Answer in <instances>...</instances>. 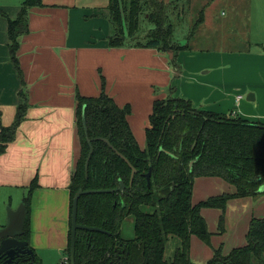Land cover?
Segmentation results:
<instances>
[{"label": "crops", "instance_id": "1", "mask_svg": "<svg viewBox=\"0 0 264 264\" xmlns=\"http://www.w3.org/2000/svg\"><path fill=\"white\" fill-rule=\"evenodd\" d=\"M160 1L174 10L180 0ZM23 2L0 0V12L4 14L0 15L1 126L12 124L22 102L20 93L27 104L14 141L0 154V227L6 224L4 208L11 207L14 195L22 205L27 188L36 179L28 214L27 243L39 264H59L67 258L69 184L80 154L75 118L77 95L96 97L103 90L118 107L128 106L127 123L140 149L145 146V129L156 99L183 98L199 110L240 117L238 107L253 118L248 121L264 123L257 120L259 115L250 114L246 105L240 104L241 100L235 101L241 95L234 96L237 89L233 86L238 83L233 78L235 73L239 74L236 65L242 56L224 53L210 56L206 49L194 45L198 25L194 24L192 33L186 36L192 24L179 27L170 21L173 35L176 30L186 37L183 44L186 50L178 52L174 64L169 53L156 48L127 45L112 48L108 44L112 32L108 0L81 7L67 5L64 0L56 3L40 0V6L30 8L27 32L17 39L16 55L24 83L21 85L9 57L7 25L17 18ZM180 18L175 17L179 22ZM211 21V17H203L199 23ZM258 56L259 75L264 77V56ZM260 84L264 85V81ZM261 89L264 94V86ZM256 96L253 101L258 105ZM261 116L264 120V115ZM225 184L220 178H196L192 203L220 195V192L209 194L217 185L226 193ZM259 200L260 196L228 201L222 234H217L219 210L202 209L201 216L211 233L210 243L191 237L190 260L204 264L218 247L228 254L244 246L253 213L259 211L258 217L264 218V206H260ZM229 208L231 212L236 210L237 217L229 215Z\"/></svg>", "mask_w": 264, "mask_h": 264}, {"label": "trees", "instance_id": "2", "mask_svg": "<svg viewBox=\"0 0 264 264\" xmlns=\"http://www.w3.org/2000/svg\"><path fill=\"white\" fill-rule=\"evenodd\" d=\"M108 1L110 47L156 48L171 53L172 64L178 52L186 50L184 45L169 47L173 42L169 7L162 1ZM36 6H40V0H24L17 18L7 25L9 57L21 85L24 83L16 55L17 39L27 32L28 10ZM0 15L4 16L2 12ZM142 20L150 27L140 39ZM19 96L22 102L12 124H0V154L14 141L25 117L26 98L22 93ZM76 102L80 154L69 184L70 212L78 190L118 189L120 184L123 189L79 197L77 224L104 233L76 231L74 264H195L189 256L191 237L206 244L211 238L201 210L218 209L223 214L231 199L264 194L259 192L264 185V123L199 110L183 98L156 99L145 129V146L140 149L127 123L128 106L118 107L103 90L96 97L77 95ZM90 148L92 154L85 170ZM128 164L135 170L131 184ZM201 177L220 178L233 185L235 191L193 204V183ZM36 186L34 179L22 200L26 212L22 240L26 242L31 194ZM128 217L133 218V237L123 239L121 225ZM223 224L220 215L217 234H222ZM170 238L177 239L178 245L166 258ZM28 248L31 249L29 245ZM66 253L70 264V220ZM5 261L0 257V264ZM11 264H39V260L33 252L32 257L23 255ZM204 264H264V218L250 220L244 246L228 254L218 247Z\"/></svg>", "mask_w": 264, "mask_h": 264}, {"label": "rangeland", "instance_id": "3", "mask_svg": "<svg viewBox=\"0 0 264 264\" xmlns=\"http://www.w3.org/2000/svg\"><path fill=\"white\" fill-rule=\"evenodd\" d=\"M45 1L56 3L60 0ZM102 1L103 0H64L67 5L75 4V6L80 7L90 5L92 3H101ZM175 5L174 10L169 7V21L173 26L177 24L179 27H185L188 26V24H192L188 33L186 31L184 34L186 36H188L189 33H192V27L194 24L195 26L198 25L199 28L196 32L194 43L197 48L206 49L208 52L207 54L210 56L224 53L228 56L240 55L243 57L242 60H237L240 61V63L236 65V67H238L239 74L235 73L233 81H236L238 84L233 86V88L237 89L235 95H233H241V99L239 97H235V101H242L240 104H242V106L246 105V109H249L251 112L250 114H257L259 115L257 120L264 121L261 116L264 115V94H261V87L264 85L260 84V82L264 81V77L259 75L261 71L258 69H260L261 66L257 62L259 61L258 55L264 56V0H180ZM176 16L182 17L180 18V22L175 19ZM203 17H205V19L211 17L212 21L205 22L204 24L199 23ZM142 21L144 22V20ZM149 27L150 26L146 22L143 23V26L140 28V39L148 33ZM170 30L173 42L172 44H169V47H182L186 37L176 33V30L173 35L172 26ZM166 44L168 45V43ZM169 54L172 55L171 53ZM246 57L248 60H246ZM224 73L229 72L224 71ZM250 93L254 94L255 98L257 97L256 95H258V105H256L257 102L255 101L250 102L246 100V96ZM232 103L235 102L232 101ZM255 105L256 108L253 111V107ZM236 109L237 113L242 117L247 120H253L252 117H250L252 118L250 119L248 116L244 115L241 108L239 109L237 107ZM225 185V190H228L225 191L226 193H234L233 190L235 191V188L233 185L227 182ZM209 192V194H215L213 192H220L218 194L221 195L224 191L217 185L215 187V191ZM15 197L16 196L14 195V201L12 202L11 207L7 205L4 208L5 217H7L8 210H17L20 207L21 203H17V198L15 199ZM258 203H262L260 206H264V194L260 196ZM226 208L223 214L222 211L219 210L220 215H223V219H225L224 215L226 214ZM236 213V210L231 212V209L229 208V215L237 217ZM250 213L251 211H249V214ZM258 214L259 211H255L252 218L259 219ZM121 237L123 239H130L133 237L132 217L126 218L123 222L121 226ZM177 245V239L170 238L168 240L165 250L166 258H170L172 256Z\"/></svg>", "mask_w": 264, "mask_h": 264}, {"label": "water", "instance_id": "4", "mask_svg": "<svg viewBox=\"0 0 264 264\" xmlns=\"http://www.w3.org/2000/svg\"><path fill=\"white\" fill-rule=\"evenodd\" d=\"M247 101H253L254 95L248 94L246 97ZM92 154V148H90L89 153L85 162V170L87 169V165ZM120 158L124 159L121 155ZM125 160V159H124ZM126 163L127 160H125ZM129 165V164H128ZM130 166V165H129ZM131 175H130V184L133 180V176L135 174V170L130 166ZM150 180V171L146 174L147 186L149 187ZM123 189V185L120 184V188L118 189H108V190H99V191H89L85 192L82 190H78L72 200L71 207V215H70V264H74V250L76 244V231L83 230L88 232H99L104 233L103 230L93 227H87L83 225L77 224V203L78 199L81 195L88 193H113ZM259 192H264V185L259 189ZM26 212L24 205H20V207L15 211H7V219L6 224L3 227H0V257L6 258L4 264H11L12 260L17 257H21L23 255H28L32 257L33 252L28 248L27 242L20 239L23 235V226L25 220Z\"/></svg>", "mask_w": 264, "mask_h": 264}, {"label": "built area", "instance_id": "5", "mask_svg": "<svg viewBox=\"0 0 264 264\" xmlns=\"http://www.w3.org/2000/svg\"><path fill=\"white\" fill-rule=\"evenodd\" d=\"M233 114H234V113H232V115H233ZM60 264H69L68 259H64L63 261H61Z\"/></svg>", "mask_w": 264, "mask_h": 264}, {"label": "flooded vegetation", "instance_id": "6", "mask_svg": "<svg viewBox=\"0 0 264 264\" xmlns=\"http://www.w3.org/2000/svg\"><path fill=\"white\" fill-rule=\"evenodd\" d=\"M20 239L22 240V236L20 237ZM24 241V240H23ZM6 259V258H5Z\"/></svg>", "mask_w": 264, "mask_h": 264}]
</instances>
